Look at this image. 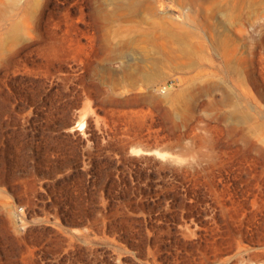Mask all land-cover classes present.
Masks as SVG:
<instances>
[{
	"label": "rangeland",
	"instance_id": "1",
	"mask_svg": "<svg viewBox=\"0 0 264 264\" xmlns=\"http://www.w3.org/2000/svg\"><path fill=\"white\" fill-rule=\"evenodd\" d=\"M0 264H264V0H0Z\"/></svg>",
	"mask_w": 264,
	"mask_h": 264
},
{
	"label": "water",
	"instance_id": "2",
	"mask_svg": "<svg viewBox=\"0 0 264 264\" xmlns=\"http://www.w3.org/2000/svg\"><path fill=\"white\" fill-rule=\"evenodd\" d=\"M142 153L147 156L165 160L168 163H178L177 149L169 144H150L144 141H135L128 146V153Z\"/></svg>",
	"mask_w": 264,
	"mask_h": 264
},
{
	"label": "trees",
	"instance_id": "3",
	"mask_svg": "<svg viewBox=\"0 0 264 264\" xmlns=\"http://www.w3.org/2000/svg\"><path fill=\"white\" fill-rule=\"evenodd\" d=\"M113 188H111V186H109L108 188H107V193H108V195H109V197L111 198V196L113 195L112 193V190ZM113 197V196H112Z\"/></svg>",
	"mask_w": 264,
	"mask_h": 264
},
{
	"label": "bare ground",
	"instance_id": "4",
	"mask_svg": "<svg viewBox=\"0 0 264 264\" xmlns=\"http://www.w3.org/2000/svg\"><path fill=\"white\" fill-rule=\"evenodd\" d=\"M83 126V125H82ZM80 128H82V127H80Z\"/></svg>",
	"mask_w": 264,
	"mask_h": 264
}]
</instances>
